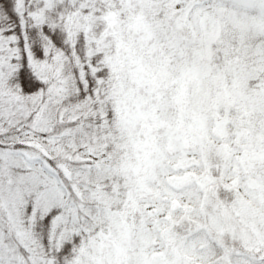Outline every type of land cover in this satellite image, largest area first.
<instances>
[{"label": "snow or ice", "instance_id": "1", "mask_svg": "<svg viewBox=\"0 0 264 264\" xmlns=\"http://www.w3.org/2000/svg\"><path fill=\"white\" fill-rule=\"evenodd\" d=\"M0 264H264V0H0Z\"/></svg>", "mask_w": 264, "mask_h": 264}]
</instances>
